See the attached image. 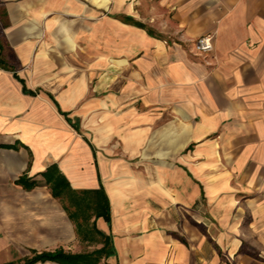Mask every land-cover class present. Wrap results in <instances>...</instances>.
Instances as JSON below:
<instances>
[{
  "label": "crops",
  "instance_id": "crops-1",
  "mask_svg": "<svg viewBox=\"0 0 264 264\" xmlns=\"http://www.w3.org/2000/svg\"><path fill=\"white\" fill-rule=\"evenodd\" d=\"M0 38V264L91 251L52 164L110 264H264V0H0Z\"/></svg>",
  "mask_w": 264,
  "mask_h": 264
},
{
  "label": "trees",
  "instance_id": "trees-1",
  "mask_svg": "<svg viewBox=\"0 0 264 264\" xmlns=\"http://www.w3.org/2000/svg\"><path fill=\"white\" fill-rule=\"evenodd\" d=\"M0 68L10 71L15 70L6 60L1 38ZM24 91L29 94H34V92L28 90L25 86ZM40 174L44 178L45 184L50 187L53 197L60 199L62 202L65 196L69 193H86L85 195L74 197L70 195L69 200L71 201L72 206L70 207L64 204V208L70 219L76 223V227L88 232L84 233V235L78 233L80 237L89 242L87 234L89 236L95 232L101 237V241L97 244H101L102 246L91 251L80 253L67 252L63 248H58L53 251H34L32 256H29L22 261L9 262L7 264H35L37 262L46 261H52L59 264H110L108 259L115 254L112 239L103 234L96 225V220L100 217L104 218L108 224L111 223L110 202L103 188L101 187L97 190L74 191L70 186V182L56 164L50 165ZM16 183L31 189L40 182L24 174L20 176ZM88 225H91V228H87Z\"/></svg>",
  "mask_w": 264,
  "mask_h": 264
},
{
  "label": "rangeland",
  "instance_id": "rangeland-1",
  "mask_svg": "<svg viewBox=\"0 0 264 264\" xmlns=\"http://www.w3.org/2000/svg\"><path fill=\"white\" fill-rule=\"evenodd\" d=\"M85 194L86 193H84V192H74V193H71V194L69 193V194H67V196H65L63 202H64L65 205L71 207L72 206L71 205V201L69 200L70 195L74 197V196H80V195H85ZM68 195H69V197H68ZM87 228H91V225H88ZM77 230H78V233L81 234V235H84V233H88L87 231L82 230V229L80 230L79 228H77ZM87 237H89V242H88V246L89 247L86 248V250H93V249H95V248H97L99 246V244H97V243L99 241H101V237L98 234H96L94 232V233L90 234L89 236L87 234Z\"/></svg>",
  "mask_w": 264,
  "mask_h": 264
},
{
  "label": "built area",
  "instance_id": "built-area-1",
  "mask_svg": "<svg viewBox=\"0 0 264 264\" xmlns=\"http://www.w3.org/2000/svg\"><path fill=\"white\" fill-rule=\"evenodd\" d=\"M213 48V39L211 35L200 36L195 44L196 52L201 55L212 52Z\"/></svg>",
  "mask_w": 264,
  "mask_h": 264
}]
</instances>
